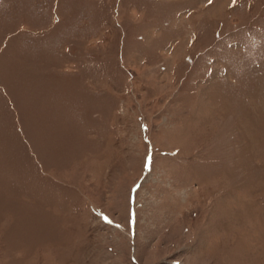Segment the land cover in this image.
Listing matches in <instances>:
<instances>
[{
    "label": "rangeland",
    "instance_id": "obj_1",
    "mask_svg": "<svg viewBox=\"0 0 264 264\" xmlns=\"http://www.w3.org/2000/svg\"><path fill=\"white\" fill-rule=\"evenodd\" d=\"M0 264H264V0H0Z\"/></svg>",
    "mask_w": 264,
    "mask_h": 264
}]
</instances>
